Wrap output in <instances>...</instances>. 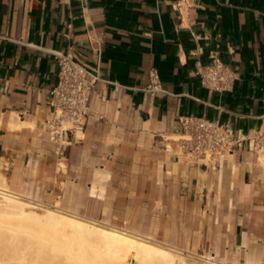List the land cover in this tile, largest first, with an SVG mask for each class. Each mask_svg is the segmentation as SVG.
I'll return each instance as SVG.
<instances>
[{
    "label": "crops",
    "instance_id": "1",
    "mask_svg": "<svg viewBox=\"0 0 264 264\" xmlns=\"http://www.w3.org/2000/svg\"><path fill=\"white\" fill-rule=\"evenodd\" d=\"M53 52L101 78L62 149L43 129L58 82ZM214 56L237 75L229 92L201 86L197 71ZM152 69L165 92L144 90ZM183 116L241 136L260 129L264 0H0L9 192L213 263L264 264V167L249 145L216 163L177 161L162 138L182 133ZM17 121L26 125L12 129Z\"/></svg>",
    "mask_w": 264,
    "mask_h": 264
},
{
    "label": "bare ground",
    "instance_id": "2",
    "mask_svg": "<svg viewBox=\"0 0 264 264\" xmlns=\"http://www.w3.org/2000/svg\"><path fill=\"white\" fill-rule=\"evenodd\" d=\"M25 125L17 121L10 127L21 129ZM261 164L264 167V160ZM200 261L217 264L202 258ZM0 264L197 262L126 231L25 200L9 192L0 179Z\"/></svg>",
    "mask_w": 264,
    "mask_h": 264
},
{
    "label": "built area",
    "instance_id": "3",
    "mask_svg": "<svg viewBox=\"0 0 264 264\" xmlns=\"http://www.w3.org/2000/svg\"><path fill=\"white\" fill-rule=\"evenodd\" d=\"M58 66V82L50 92V116L44 122V131L50 142L62 149L67 135L82 130L90 114L92 94L101 81L97 68L77 59L74 55L53 52ZM201 86L214 92L224 93L233 89L236 73L218 56L208 67L197 71ZM146 92L154 95L165 92L159 73L149 72ZM182 133L175 138H162L167 144L165 152L179 161L182 157L216 163L224 154L240 150L246 145L258 158H264V120L253 135H238L229 125L197 117H180ZM214 260V259H213ZM215 261V260H214Z\"/></svg>",
    "mask_w": 264,
    "mask_h": 264
},
{
    "label": "rangeland",
    "instance_id": "4",
    "mask_svg": "<svg viewBox=\"0 0 264 264\" xmlns=\"http://www.w3.org/2000/svg\"><path fill=\"white\" fill-rule=\"evenodd\" d=\"M80 137H81V135H79ZM173 138H175V137H173ZM261 160H264V158L263 157H260L259 158V160H258V162H259V164H261ZM49 207V206H48ZM52 209H57V208H54V207H51ZM57 210H60V209H57ZM60 211H62V210H60ZM64 212V211H63ZM66 213V212H65ZM179 251V252H178ZM177 252L180 254V255H182V256H184L185 258H187L188 260H191V261H194V262H197V264H203V263H201V261H200V256H198V255H196L195 253L194 254H192V253H190V252H185V251H180V250H178ZM198 260V261H197ZM200 261V262H199ZM216 261V260H215ZM199 262V263H198ZM216 262H218V261H216Z\"/></svg>",
    "mask_w": 264,
    "mask_h": 264
}]
</instances>
